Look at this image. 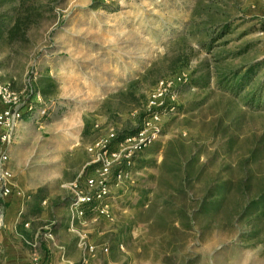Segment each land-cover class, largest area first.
<instances>
[{"label":"rangeland","instance_id":"374dc122","mask_svg":"<svg viewBox=\"0 0 264 264\" xmlns=\"http://www.w3.org/2000/svg\"><path fill=\"white\" fill-rule=\"evenodd\" d=\"M49 3L24 41L0 38V82L36 111L22 123L24 148L41 154L52 145L53 154L60 143L89 147L134 127L155 85L182 77L188 83L175 86L176 109L163 114L160 140L122 182L113 173L114 219L95 217L110 229L106 239L125 243L115 253L124 264H264V207L254 205L264 191V107L250 97L264 98V0ZM16 6L0 0V14ZM231 20L229 42L207 50L210 34ZM258 62L238 94L217 86ZM37 86L48 88L46 97ZM227 179L226 200L210 210ZM86 181L70 185L73 219L76 185Z\"/></svg>","mask_w":264,"mask_h":264},{"label":"crops","instance_id":"0c3cea01","mask_svg":"<svg viewBox=\"0 0 264 264\" xmlns=\"http://www.w3.org/2000/svg\"><path fill=\"white\" fill-rule=\"evenodd\" d=\"M22 123L10 150L14 190L6 197L0 193V264H29L34 253L48 257L51 264H124L115 253L124 250L125 243L106 239L110 229L101 221L104 218L99 221L89 211L73 219L69 212L70 185L95 176L89 144L60 143L53 154L52 145L45 148L48 152L30 153L22 143ZM114 186L107 199L111 209ZM49 223L52 237L46 236ZM29 241L40 243L33 248ZM90 245L93 253L86 249Z\"/></svg>","mask_w":264,"mask_h":264},{"label":"built area","instance_id":"2783aa9c","mask_svg":"<svg viewBox=\"0 0 264 264\" xmlns=\"http://www.w3.org/2000/svg\"><path fill=\"white\" fill-rule=\"evenodd\" d=\"M183 79L179 76L163 78L155 85L148 97L146 116L140 122L135 135L116 142V131H110L88 147L97 166L95 176L88 178L86 184L81 187L76 185L77 190L72 202L74 217H85L90 211L99 217L114 219L113 209L107 202L111 193L113 173L116 172L114 179L122 182L129 176L128 169L134 157L160 140L163 134L162 116L165 112L176 109L174 90L178 84L188 83ZM33 107L29 102L20 106L19 97L12 86L0 82V193L3 197L11 195L14 190L10 150L19 124L24 119L34 118L36 111ZM45 113L46 111H41L42 116ZM46 236L52 237V234L49 232ZM39 243L40 241L28 242L33 248H37ZM86 249L91 253L95 251V247L91 245L86 246ZM104 251L108 252V248H104ZM47 258L34 253L29 264H51Z\"/></svg>","mask_w":264,"mask_h":264},{"label":"trees","instance_id":"16d2710c","mask_svg":"<svg viewBox=\"0 0 264 264\" xmlns=\"http://www.w3.org/2000/svg\"><path fill=\"white\" fill-rule=\"evenodd\" d=\"M50 1L51 0H17L18 6L14 7L10 11H5L0 14V38H6V40L12 42L24 41L28 36V31L31 29L32 23L35 22L37 18L43 15L44 10L50 4L49 3ZM102 5H105V3H102ZM217 27L219 30L214 31L213 34H210L208 40L203 43L204 45H206L205 47L207 48V50H210V48H212V46L219 40H223L222 42L223 45L227 44L229 42L226 39L227 36L231 35V33H233L235 30L234 29L235 26L232 20L226 21L225 24L221 23ZM241 53L242 52H240L239 54ZM226 58L227 57H225L224 59ZM262 64L263 63L258 62L256 64L248 66L247 70L241 76H239L240 74L238 73V71H232L233 75L231 79L229 78L230 79L229 83L225 84L224 83L225 77H221L220 78L221 80L217 81L216 84L219 88L238 94L248 84V82L251 81L252 77L256 74L258 68ZM46 81L50 82L49 84H52L54 82V79L52 77H48ZM195 83L196 82L194 81V84ZM205 83L207 84L208 81H205ZM47 89H48L47 87H42L41 89L38 88V86L36 87V91L38 95H40L43 98L46 97L47 92L49 91ZM254 93L255 92H253L250 96L251 100L252 101L255 100L256 105L258 107H264V98L262 94H258L255 96ZM184 110L185 108L183 107H177V111H184ZM146 111H144L140 115H137V123L134 127L131 126L123 127L121 129L116 128L117 136L115 141L121 142L128 136L135 135L139 130L140 122L146 116ZM86 131H87V127L85 129V132ZM137 155L134 157V161ZM196 161L197 160L195 158L194 162ZM231 181L232 180L227 179L217 187L215 191L216 192L215 196H217V198L212 202L211 207L209 208L210 210L219 209L223 205L224 201L228 196V191ZM254 205L258 206L259 208L264 207V191L260 196L259 200Z\"/></svg>","mask_w":264,"mask_h":264}]
</instances>
